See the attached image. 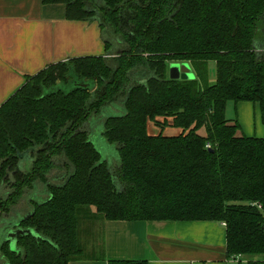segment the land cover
<instances>
[{"label":"trees","instance_id":"trees-1","mask_svg":"<svg viewBox=\"0 0 264 264\" xmlns=\"http://www.w3.org/2000/svg\"><path fill=\"white\" fill-rule=\"evenodd\" d=\"M41 4L95 23L104 53L25 76L0 106V183L10 191L0 212L23 195L20 228L34 232L16 250L1 243L0 264L102 260V245L89 254L80 242V224L98 219L224 223L228 258L264 255V137H237L225 117L230 102L256 103L264 127V0ZM170 63H188L194 79H168ZM106 106L123 110L102 120L114 169L90 141V119ZM147 121L182 132L150 135Z\"/></svg>","mask_w":264,"mask_h":264},{"label":"crops","instance_id":"crops-1","mask_svg":"<svg viewBox=\"0 0 264 264\" xmlns=\"http://www.w3.org/2000/svg\"><path fill=\"white\" fill-rule=\"evenodd\" d=\"M103 53L97 25L67 20L64 5L44 6L41 0H0V106L24 84L25 76H33L70 58ZM229 111H232L230 118ZM225 117L230 125L235 122L239 125L237 137H264L258 104H227ZM177 132L182 131L177 129ZM197 134L205 137V128ZM100 237L102 262L86 260L68 264H107L111 260L147 264H247L258 260L239 256V263H235L228 258L225 227L215 222L106 221L102 223Z\"/></svg>","mask_w":264,"mask_h":264},{"label":"rangeland","instance_id":"rangeland-1","mask_svg":"<svg viewBox=\"0 0 264 264\" xmlns=\"http://www.w3.org/2000/svg\"><path fill=\"white\" fill-rule=\"evenodd\" d=\"M262 52H264V51H262ZM170 65H171V63L168 65V69H167V73H166V76L168 79H170V76L168 73ZM188 67L190 68L189 64H188ZM190 70H191V68H190ZM211 70H213V68ZM191 73H192V71H191ZM212 73H213V71H212ZM213 80H214V76L211 75L210 81H213ZM228 105L232 106V105H234V103L230 102V103H228ZM122 111L123 110L118 106H106L105 108L102 109L100 114L94 115L90 119V122H91L90 123V125H91V127H90V129H91L90 141L93 144V146L95 147V149L100 153L102 159L105 160L107 162V164L109 165V167L112 169H114L119 164L117 148H116V145L108 144L102 138V136H101L102 120L108 116L120 114V113H122ZM231 112L232 111L228 112L229 118H230ZM157 121L159 123H161L162 119H157ZM146 128H147L148 134H150V135L162 134V136H169L168 134H171L170 136H172L173 134H176V135L178 134L176 128H173L171 126L160 127V126H158V125H156L150 121H147ZM203 130H204V128L200 129V131H203ZM201 133H203V132H201ZM31 161H32V159L28 157V154L23 156V158L19 162V169H21L24 172L29 171L30 167H31ZM8 189L9 188L5 187L2 183H0V200L6 198V196L10 193L8 191ZM33 191H34V189H33ZM35 191H39V189L36 188ZM34 193L35 192H33V194L31 196H33ZM21 208H22V205L19 201L14 207V212L20 213ZM92 210L94 211V209H92ZM2 213L5 214L4 211H2ZM3 214H0V245H1V243H3V241H5V239H7L6 238L7 232L5 231L4 228L7 227L8 224L11 223L10 221H13V219H14L12 217L5 218V216ZM103 222L104 221L98 219L94 223L82 222L80 224V242L83 243L84 246H87L86 250L89 252V254H91V251H92L91 245H95V247H97V244L98 245L102 244L101 243L102 238L100 237V235H101V226H102ZM247 258H251V259L256 258L258 260L264 261V255L248 256ZM99 262H102V261L101 260L97 261V263H99Z\"/></svg>","mask_w":264,"mask_h":264},{"label":"water","instance_id":"water-1","mask_svg":"<svg viewBox=\"0 0 264 264\" xmlns=\"http://www.w3.org/2000/svg\"><path fill=\"white\" fill-rule=\"evenodd\" d=\"M192 70L188 67L187 63H171L168 73L171 80H192L194 78V74L191 73ZM86 87V84L79 85ZM34 232L31 229H17L12 232H8L7 238L11 241V247L14 245V239L17 235L26 236L31 235Z\"/></svg>","mask_w":264,"mask_h":264},{"label":"flooded vegetation","instance_id":"flooded-vegetation-1","mask_svg":"<svg viewBox=\"0 0 264 264\" xmlns=\"http://www.w3.org/2000/svg\"><path fill=\"white\" fill-rule=\"evenodd\" d=\"M33 189H34L33 192H35V193H34L33 196H31V197L29 198V200H30V199H33V197H35V195L38 194V191H35V190H36V187H35V186H34ZM39 191H40V190H39ZM9 192H10V191H9ZM32 194H33V193H32ZM4 199H5V198H4ZM19 201H20L21 205L23 206V203H24V201H23V195L18 199V201H17L14 205H11V206L8 208L7 211H4L5 214H3L2 212H0V214H3V215L5 216V218H8V217H12V218H14L13 221H10L11 223L8 224V226L4 228L5 231L7 232V234H8V232H12V231H15V230H17V229H21V228H20V219H22L23 215L20 214V213H16V212H14V207H15V205H16ZM7 234H6V238H7ZM19 236H20V235H17V236L15 237L13 247H11V241L8 240V238L5 239V241H3V243H4V242H7V243H8V246H9V248H10L11 250H16V239H17V237H19Z\"/></svg>","mask_w":264,"mask_h":264},{"label":"built area","instance_id":"built-area-1","mask_svg":"<svg viewBox=\"0 0 264 264\" xmlns=\"http://www.w3.org/2000/svg\"><path fill=\"white\" fill-rule=\"evenodd\" d=\"M257 207L260 209V206H259V205H258ZM222 226L225 227V224L222 223ZM238 257H239V256H238ZM238 257H235L234 259H232V261L235 262V263H239V262L237 261V260H238Z\"/></svg>","mask_w":264,"mask_h":264}]
</instances>
